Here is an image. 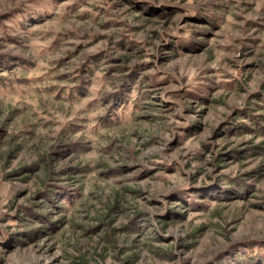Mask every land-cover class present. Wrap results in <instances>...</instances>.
I'll return each mask as SVG.
<instances>
[{
    "label": "rangeland",
    "instance_id": "374dc122",
    "mask_svg": "<svg viewBox=\"0 0 264 264\" xmlns=\"http://www.w3.org/2000/svg\"><path fill=\"white\" fill-rule=\"evenodd\" d=\"M247 263L264 0H0V264Z\"/></svg>",
    "mask_w": 264,
    "mask_h": 264
},
{
    "label": "trees",
    "instance_id": "16d2710c",
    "mask_svg": "<svg viewBox=\"0 0 264 264\" xmlns=\"http://www.w3.org/2000/svg\"><path fill=\"white\" fill-rule=\"evenodd\" d=\"M253 261H255V259H254V260H251L250 263H253ZM247 264H248V263H247Z\"/></svg>",
    "mask_w": 264,
    "mask_h": 264
}]
</instances>
